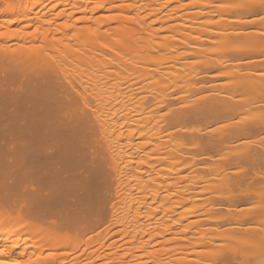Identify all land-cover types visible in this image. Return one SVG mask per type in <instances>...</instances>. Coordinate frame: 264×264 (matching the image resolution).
<instances>
[{"label":"bare ground","instance_id":"1","mask_svg":"<svg viewBox=\"0 0 264 264\" xmlns=\"http://www.w3.org/2000/svg\"><path fill=\"white\" fill-rule=\"evenodd\" d=\"M48 1L0 0V220L39 230V254L49 246L55 253L78 249L94 237L103 252L121 233L133 246L125 264H264V186L257 187L264 182V138L254 139L264 133V0H164L179 6L162 17L165 4L159 12L149 6L157 0H92L93 13L124 14L101 20L106 29L77 17L85 10L79 2L64 3L47 20L35 9ZM61 31L66 41L52 40ZM18 43L33 46L11 50ZM110 52L132 56L116 60ZM145 77L147 84L165 82L166 90L141 96L132 84ZM118 79L133 83L116 87ZM127 131L138 142L136 168L118 167L110 148L112 134L125 141ZM168 158L171 166L156 170ZM124 188L141 195L118 212ZM15 231L14 243L21 240ZM8 241L0 239V264L23 254ZM116 252L91 260L121 264ZM57 254L31 264H58L70 253ZM78 254H70L76 264L84 258Z\"/></svg>","mask_w":264,"mask_h":264},{"label":"rangeland","instance_id":"2","mask_svg":"<svg viewBox=\"0 0 264 264\" xmlns=\"http://www.w3.org/2000/svg\"><path fill=\"white\" fill-rule=\"evenodd\" d=\"M51 2H52V4L54 3H58V6H56L55 7V11L53 10L52 11V4H49V1H48V3H46V5L44 4H42L41 6H39L38 8H36L35 10H37L38 12H40V14L41 15H43V14H45L46 13V17H45V19H49L50 17H53V14L55 13H57V11L59 10H61V9H63V4L64 3H67V2H71V3H73V2H79V3H81V5H84L85 6V10H83V11H81V10H78V12H77V17L79 16V17H87V16H90L91 18H89L90 19V21L89 22H87V24L86 25H90L93 21L91 20V19H93L94 20V22L93 23H95V24H98V26L99 25H101V27H103L104 26V23H106V21H104V22H102L101 23V20H109V19H107V18H109L108 16H110V15H114V14H116L117 13V11H115V12H110V11H106L105 9H103V11L102 10H100V11H98L97 13L95 12V13H93L94 11H93V9H94V7H96V4H93V1L92 0H54V1H52V0H50ZM88 1H92V3H90V2H88ZM165 1H169V0H165ZM164 0H157V3L156 4H153L152 6L151 5H147V3H145L144 2V4L142 5V7L144 8V9H146V11L144 12L143 11V13L145 14V13H148V14H150V12L151 11H155V10H158V12H159V9L160 8H162V6L161 5H164L165 4V7L163 8V9H160V12L158 13L157 11H156V13H158V15L159 14H161V17L162 16H165L164 15V13H167V11L169 10H172L173 8H176V7H178L179 6V3H177V2H171V3H169V5L165 2ZM50 2V3H51ZM130 3H133V0L132 1H127V3L126 4H130ZM49 5V6H48ZM167 5H168V7H167ZM202 5V4H201ZM31 6H32V4L29 2L28 4H27V10H30L29 8H31ZM46 6V7H45ZM51 6V7H50ZM107 6H110V5H107ZM106 6V8H108ZM47 7H48V10H47ZM49 9H51V10H49ZM150 9H151V11H150ZM154 9V10H153ZM201 9V7H200V5L198 4L197 6H195L194 8H193V10L192 11H199ZM46 10V11H45ZM105 10V11H104ZM162 10H163V12H162ZM36 11V12H37ZM52 11V12H51ZM173 11H175V10H173ZM188 11H190V10H186V12H188ZM203 11V10H202ZM45 12V13H44ZM71 12H73L72 10H66V14H69V13H71ZM52 13V14H51ZM79 13V14H78ZM163 13V14H162ZM234 13V12H233ZM49 14H51L50 16H49ZM118 15H121V16H123L124 14H122V13H117ZM48 15V16H47ZM132 17L134 16V13L133 14H130ZM147 15V14H146ZM260 16V15H259ZM49 17V18H48ZM111 17V16H110ZM156 18H160V16H153V17H150L149 19H150V21L152 20V19H156ZM148 19V20H149ZM215 20H218V17L216 16L215 18H214ZM213 19V20H214ZM52 20V19H51ZM205 20V19H204ZM92 21V22H91ZM98 21H100V22H98ZM60 22V21H59ZM234 22V21H233ZM235 23V22H234ZM57 25H58V23H56ZM85 24V23H84ZM233 24V23H232ZM236 24V23H235ZM93 25V26H92ZM234 25V24H233ZM260 25L262 26V24L260 23ZM36 26V25H35ZM50 26V24L48 25V27ZM91 26L92 27H96V26H94V24H91ZM98 26L96 27V29L98 28ZM37 27V26H36ZM52 27H56V28H58V26H56L55 24H53L52 25ZM61 28H62V26H60ZM92 27H91V30H93L92 29ZM100 27V26H99ZM35 27L33 26L32 28H31V31L34 29ZM46 28H47V24H46ZM54 28H52L53 30H54ZM58 29H60V28H58ZM101 29H106V26H104L103 28H101ZM56 30V29H55ZM54 30V31H55ZM53 34V33H52ZM51 34V35H52ZM63 33H62V31H61V34L59 35V34H57V33H54V35L53 36H51L50 35V37L52 38V40H53V38H54V40H55V38H57V39H60L59 38V36L61 37V40L63 39V37L65 38V35H62ZM63 36V37H62ZM67 38V37H66ZM49 39V38H48ZM56 39V40H57ZM100 39V38H99ZM50 40V39H49ZM63 40H65V39H63ZM242 40V39H241ZM247 40V39H246ZM66 41V40H65ZM97 41V40H96ZM244 42H246L245 41V39L243 40ZM52 42V41H51ZM55 42V41H54ZM72 42V44H74V43H76V42H74L73 43V41H71ZM81 42V44L83 43V41L81 40L80 41ZM98 42V41H97ZM102 42V41H101ZM100 42V43H101ZM243 42V43H244ZM241 43H242V41H241ZM246 43H248V41L246 42ZM245 43V44H246ZM19 44V43H18ZM80 44V43H79ZM80 44V45H81ZM165 44V43H164ZM10 45V47H11V45H12V47H11V50H14V51H16V52H24V51H26V50H28V49H30L33 45H30V44H26V43H21V44H19V45H17V44H14L15 46H13V44H9ZM37 45H39V44H37ZM96 45H97V43H96ZM166 45V44H165ZM74 46V45H73ZM168 49V48H167ZM110 53H112V52H110ZM118 53V52H117ZM125 53V52H124ZM124 53H121L125 58H129V57H131L132 55H131V53H126V54H124ZM163 54H165L164 53V51H161L160 53H156V52H153L152 54H150V57L148 58V59H155V60H157V58L161 55V57H162V55ZM112 55H113V57L117 60V57H118V54H116L115 55V53L113 54L112 53ZM122 55H120V56H122ZM119 56V57H120ZM123 56H122V58H123ZM254 56V58H258L257 56L258 55H253ZM118 57V58H119ZM121 58V57H120ZM260 58V57H259ZM68 60H69V58H68ZM245 60V59H244ZM141 66V65H140ZM213 70H211V74L212 73H214V71L212 72ZM79 73V72H78ZM78 73H77V76L79 77V75H78ZM81 73H85L84 74V76L86 75V76H88L89 77V75L88 74H90L89 72H81ZM92 73H94V72H92ZM210 73V72H209ZM76 74V73H75ZM81 76V75H80ZM207 78V77H206ZM139 79H142V78H139ZM138 78H137V82H135L134 80H135V78H134V80H133V82H134V84H132V85H134L135 87H141V91H140V95L142 96V95H145V94H149L150 92H153V91H155L154 93H156V91H159V88H161V86L162 87H165L164 85L166 84L165 82H163L164 84H158V81H157V83L154 81L153 82V80H151V82H153V83H151L150 84V82H149V84H147L148 83V81H149V79L147 78L146 79V77L145 78H143L142 80H139ZM146 79V80H145ZM210 79V78H209ZM119 80V81H118ZM118 80H116V81H118V82H116L115 83V86H116V84H117V86L118 85H120V86H125L126 87V85L128 86V84L129 85H131L130 83H133V82H130V83H125L124 84V82H123V85L122 84H120V82H121V79H118ZM144 80V81H143ZM208 80V79H207ZM213 80H216V81H212V82H219V81H217L218 79H216V78H213ZM223 79H221V81H222ZM114 80L112 79L111 80V82H113ZM123 81V80H122ZM140 81H142V82H140ZM209 81V80H208ZM207 81V82H208ZM210 81H211V79H210ZM111 82L109 81V82H107V84H111ZM138 82H139V84H138ZM147 82V83H146ZM206 82V81H205ZM154 83H156V84H154ZM198 83H204V82H202V80H199V82ZM209 83V82H208ZM113 84H114V82H113ZM148 88H145L144 87V85ZM167 84H169V83H167ZM139 85V86H138ZM141 85V86H140ZM173 85V84H172ZM116 86V87H117ZM157 88H158V90H157ZM146 89V90H145ZM149 92H148V91ZM153 90V91H152ZM165 90H166V87H165ZM169 90V89H168ZM82 91V90H81ZM143 91H145V92H143ZM144 93V94H143ZM170 94L171 95H174V96H176V97H178V96H180V94H181V92L179 91V89L177 90H174V91H172V89H171V91H170ZM193 97V96H192ZM92 105H93V102H92ZM95 105V104H94ZM177 106H179V104L177 105V104H175V106L173 105V106H168V107H166V108H164V110L162 109V110H160V111H166V110H169V108L170 107H177ZM158 111V110H157ZM236 120H237V118H235ZM222 120H224V119H222ZM219 122V124L221 123L220 122V120L218 121ZM218 122H217V124H218ZM214 123V124H213ZM212 123V125L211 126H213V125H216L215 123L216 122H213ZM203 125V124H202ZM208 125V126H207ZM190 126H191V124H190ZM193 126V125H192ZM204 126H206L205 128H208L209 127V124H206V125H204ZM210 126V127H211ZM209 127V128H210ZM129 133V131H127V133H124L123 135L125 136V137H127L126 139L127 140H125V141H122V140H119V139H117L116 137L119 135L117 132H115V133H113L112 134V137H110V139H109V142H110V144H111V149H114V150H112V153L114 154L115 153V155H116V163H118V167H125L126 165H128V168L127 169H129L130 167H132V168H136V165L138 164L137 163V161H138V156H139V149H138V142H136V141H131V140H129V137H128V134ZM256 138V140H259V138H260V140L261 139H263L264 138V133L262 134V135H257L256 137L254 136V139ZM240 141H242V140H240ZM238 142H239V140H238ZM114 151V152H113ZM214 155H217V154H215V153H213ZM114 155V156H115ZM213 155V156H214ZM206 160V159H205ZM164 161V164L162 163L161 165L158 163V162H162L161 160L160 161H158L157 163V165H159V166H157V165H155V167L157 168H155L156 170H163V169H160V167L162 168V167H170L171 165H170V163L172 164V159L171 158H168V159H166V160H163ZM207 162V161H206ZM209 162H210V160H209ZM156 163V162H155ZM204 163V162H203ZM123 165V166H122ZM168 167V168H169ZM167 169V168H166ZM165 169V170H166ZM188 171H190L189 169H187ZM187 170H185L184 172H188ZM201 169H199V171H200ZM128 171V173H129V175H132L133 173H134V171H132L131 172V170H127ZM130 171V172H129ZM167 171V170H166ZM202 171V170H201ZM205 171V170H204ZM204 171H202V172H204ZM202 172H200V173H202ZM164 173V172H163ZM206 173V171L204 172V174ZM206 175V174H205ZM207 175H208V173H207ZM126 181V180H125ZM134 181V180H133ZM132 181V179L130 180V181H128V183L130 182V185L129 186H133L134 188H135V183H136V181H134L133 182ZM127 182V181H126ZM202 182H200V184H201ZM261 185H260V184ZM258 183V185H257V187H263L264 186V182H263V185H262V183L261 182H259ZM182 184H186L185 182L184 183H182ZM203 184V183H202ZM257 184V183H256ZM111 185H113V187L111 186ZM116 186V183L115 182H113L112 184L110 183V187H109V189L111 190V191H108L109 189H107L106 190V192L107 193H109L110 194V196L112 195V194H114V193H112L111 194V192H115V187ZM128 186V187H129ZM131 186V187H132ZM180 186H182V185H180ZM127 187V188H128ZM256 187V188H257ZM126 188V187H125ZM124 188V190L122 191V192H124L125 191V193L122 195V200H121V202L123 201V203H124V205H123V203H120V204H122L123 206L119 209V211L118 212H122V211H127V209L128 208H126L125 206H126V204L128 203L129 204V202L132 200V199H134V198H136V197H138L139 195H141V193H139V191L138 190H134V191H131V192H126L127 191V189H125ZM194 190H196L197 189V191H200L199 189H202V188H197V187H192ZM106 193V194H107ZM109 194L107 195L108 197H109ZM114 198V202H115V199H117V198H115V197H113ZM118 201V200H117ZM108 204L109 203H107V205L106 204H104L105 205V207H107V214L109 215V212H111V211H108V210H110V206L108 207ZM117 205H118V203H116ZM115 204V205H116ZM219 204V203H218ZM110 205V204H109ZM121 206V205H120ZM131 207V206H130ZM132 208L134 209L135 208V205L134 206H132ZM132 208H130V210H132ZM221 210H219L218 212H220ZM223 212V211H222ZM107 215V221H109L108 219H110V215L108 216ZM9 220H0V239H9V244L11 245L12 243H13V245H22V247L23 248H20V249H17L16 251L18 252H23V254H21V255H19V256H15V258H13V259H8V262H7V264H23V262H25L26 264L28 263V264H31V263H36V261H34L33 262V260L37 257V256H41V257H43L44 256V254H45V257L47 256H52V254H57V252H58V254L59 253H70V254H72L71 256L72 257H74L75 255L77 256V254L78 253H80L81 254V252H82V254H84L83 256H84V258H82L83 256H81L80 258H82L81 260H82V262H81V260H80V258L78 259V260H80V262H79V264L81 263H85V264H101L102 262H103V260L101 261V260H99V261H94V260H91L92 259V257L94 256H98V255H104V254H106V253H111V252H113L114 250L115 251H117L116 252V254H113V257L112 258H117V259H119L120 257H123V259H124V261H121L120 263L121 264H125V262L127 263V262H129L130 260H131V256H126L125 255V253L128 251V250H130V247H133L132 246V244L131 243H129V238L128 237H125V238H122L123 237V235L121 234V233H116V234H114V235H111L110 237H109V240H106L104 243V248H103V252H101L102 251V249L100 248L101 246H100V244H98L100 241V238H98V237H94V239L95 240H98V241H96V243H92V242H94V241H92V239H91V242H89V241H87V242H89L88 244H82V245H80L81 247H78V249H76L75 247H74V249L72 248L71 249V247H69V248H61L60 250H55V251H57L56 253L54 252V251H50L49 252V248H50V246H49V248L47 249V246H48V244H49V242H48V244L46 245V248L44 247V245H43V250H48L47 251V253H46V251H44V253L42 252L41 254H43V256L41 255V254H39V251H38V253L35 251V250H37L38 248H36L37 246H39V244H41V243H39L40 242V240L38 241V238L40 237V236H43L42 234H39V230H37V229H34V228H30V227H25V228H22L23 226H21V225H19V224H16V222H11L12 224L14 223V225H11L9 222H8ZM7 223L9 224V225H7ZM12 227V229L10 230L9 228H11ZM7 228H8V230H7ZM119 226H113L112 227V231H117V230H119ZM5 229V231H8V232H10V231H13L14 233L16 232L15 230H18L17 232H19V235L21 236V240H18V241H16L15 243H14V241L13 240H16L17 239V236H16V239H15V236H14V234H12L11 232L8 234V232H6V234H5V231H3ZM10 230V231H9ZM4 232V233H3ZM3 233V234H2ZM32 233V235H30V234ZM41 233V232H40ZM2 234V235H1ZM17 234V233H16ZM34 234V235H33ZM40 235V236H39ZM12 236H14V237H12ZM85 238H87V236H85L84 237V241L85 240H87V239H85ZM120 238H122V239H120ZM93 239V240H94ZM13 242H12V241ZM42 240V239H41ZM88 240H90V239H88ZM128 240V241H127ZM38 241V242H37ZM43 241V240H42ZM127 241V242H126ZM3 242V241H2ZM86 242V241H85ZM46 243V242H45ZM50 243H52V242H50ZM54 243V242H53ZM92 243V244H91ZM43 244V243H42ZM99 246H98V245ZM12 245V246H13ZM28 245H33L35 248H33V247H29V248H25L26 246H28ZM50 245V244H49ZM107 245H108V247H107ZM110 245H112V246H110ZM122 247H121V246ZM42 246V245H41ZM52 246H53V244L51 245V249H52ZM110 246V247H109ZM107 247V248H106ZM121 247V248H120ZM40 248H42V247H40ZM39 248V249H40ZM45 248V249H44ZM97 248H99V250H96ZM120 248V249H119ZM38 249V250H39ZM50 249V250H51ZM0 250H6V248H1L0 247ZM92 250H96V251H94V253L92 254L93 256L91 257V259L90 258H88L87 256H89V254L90 253H92L93 251ZM98 251V252H97ZM51 253V254H50ZM37 254H39V255H37ZM47 254V255H46ZM50 254V255H49ZM57 254V255H58ZM70 254L68 255V259H66V257L64 256H59L58 257V259H60V261L57 259L56 260V262H58V264H62V263H60L61 262V260H65V262L63 263V264H76V259H74V258H72L71 256H70ZM61 255V254H60ZM79 255V254H78ZM91 255V254H90ZM102 255V256H103ZM125 255V256H124ZM112 256V255H111ZM90 257V256H89ZM86 258H88V259H86ZM96 258V257H95ZM95 258H93V259H95ZM41 259V258H40ZM116 259V260H117ZM68 260V261H67ZM31 261V262H30ZM40 261V260H39ZM38 261V262H39ZM67 261V262H66ZM87 261H89L88 263H87ZM90 261L92 262L93 261V263H90ZM37 262V264H40V263H38ZM78 262V261H77ZM110 263V262H109ZM108 263V264H109ZM119 264L118 262H113V264ZM43 264V263H42ZM48 264V263H47ZM49 264H57V263H53V262H51V263H49ZM78 264V263H77ZM112 264V263H111Z\"/></svg>","mask_w":264,"mask_h":264},{"label":"snow or ice","instance_id":"3","mask_svg":"<svg viewBox=\"0 0 264 264\" xmlns=\"http://www.w3.org/2000/svg\"><path fill=\"white\" fill-rule=\"evenodd\" d=\"M98 7H103V5H98Z\"/></svg>","mask_w":264,"mask_h":264}]
</instances>
